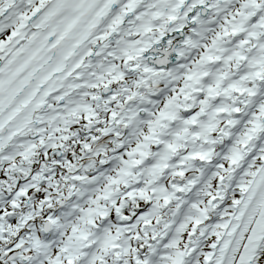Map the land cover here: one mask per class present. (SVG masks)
I'll use <instances>...</instances> for the list:
<instances>
[{
	"label": "snow or ice",
	"instance_id": "6c2138e0",
	"mask_svg": "<svg viewBox=\"0 0 264 264\" xmlns=\"http://www.w3.org/2000/svg\"><path fill=\"white\" fill-rule=\"evenodd\" d=\"M0 264H264V0H0Z\"/></svg>",
	"mask_w": 264,
	"mask_h": 264
}]
</instances>
